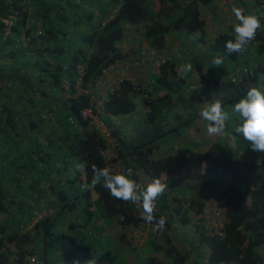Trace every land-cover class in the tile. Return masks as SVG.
Instances as JSON below:
<instances>
[{"label": "trees", "instance_id": "16d2710c", "mask_svg": "<svg viewBox=\"0 0 264 264\" xmlns=\"http://www.w3.org/2000/svg\"><path fill=\"white\" fill-rule=\"evenodd\" d=\"M216 1L0 0V148L11 145L4 146V152L0 149V264H57L48 246L59 225L62 249L56 248L55 256L71 260L83 253L84 264H121L110 258L113 238L135 256L150 254L140 256L141 264H165V259L171 264H264V157L259 167H252L248 153L253 151L248 143L240 144L244 140L235 131V150L227 146L205 151L188 139L177 148L160 145L165 136L180 135V127L190 129L208 104L219 100L223 108L233 106L252 87L262 86L264 92V18L246 50L229 55L225 44L235 40L238 22L230 23V7L225 11ZM232 1L239 6V0ZM196 32L199 38L191 39ZM139 39L172 57L165 58L144 89L123 82L108 94L103 114L130 115L134 98L141 95L148 123L132 138L121 127L104 124L121 165L133 171L131 179H160L167 190L186 186L191 195L187 206L176 196L170 201L162 196L155 216H166L165 229L141 247L125 237L126 226L145 223L133 216L134 204L115 199L102 184L90 187L92 166L106 167L100 155L104 143L86 130L79 113L98 96L94 84L101 70L126 60L130 44ZM216 55L224 61L219 68L212 63ZM178 62L203 70L197 79L190 75L195 85L185 87L177 75ZM27 129L35 137L28 143L19 138ZM40 129L54 135L57 131L59 143L52 144L46 134L43 138ZM49 144L56 147L58 159L46 148ZM82 162L86 177L77 168ZM73 164L76 174L70 180L66 175ZM17 176L25 177L24 184ZM213 189L219 192L213 194ZM209 197L224 202L221 236L199 219ZM59 219L64 224H58ZM98 220L101 224L92 231L97 234L86 230ZM105 224L117 231L106 237ZM157 253H163L162 258L152 255Z\"/></svg>", "mask_w": 264, "mask_h": 264}, {"label": "clouds", "instance_id": "9594fccd", "mask_svg": "<svg viewBox=\"0 0 264 264\" xmlns=\"http://www.w3.org/2000/svg\"><path fill=\"white\" fill-rule=\"evenodd\" d=\"M231 12L238 23L234 26L235 40H229L225 44V49L229 55L243 53L255 39L258 30L261 29L260 19L255 15L245 14L243 8L234 6ZM198 38V32L191 36L193 40ZM223 62V58L219 55H216L212 60L217 68ZM192 70L193 65L191 63L183 64L180 67L179 75L183 78ZM232 112L234 115H238L241 120L239 126L234 129L235 133L248 143L252 151L264 153V92L257 87L250 88L246 95L233 105ZM200 117L207 121L206 131L209 136L224 134L226 122L230 119L229 113L224 110L219 100L203 107L200 111ZM230 147L233 150L238 147L235 135L230 137ZM77 168L86 177L85 163L78 164ZM91 170L93 172L91 188L102 184L115 199L139 205L142 208L141 218L146 223L154 225V231H164L167 222L166 217L160 216L157 219L155 211L159 197L168 189L167 184L162 183L160 179H153L147 186H143L140 184L142 175L138 182L130 178L133 175L131 168L114 172L109 167L98 168L93 165ZM84 187L88 188L89 185L85 184ZM72 264H80V262L78 259H74ZM85 264H95V261L89 260Z\"/></svg>", "mask_w": 264, "mask_h": 264}, {"label": "built area", "instance_id": "2783aa9c", "mask_svg": "<svg viewBox=\"0 0 264 264\" xmlns=\"http://www.w3.org/2000/svg\"><path fill=\"white\" fill-rule=\"evenodd\" d=\"M129 49L126 60L115 61L101 70V74L94 84V90L98 96L90 106L81 109L79 112L83 121L87 122L86 130L95 132L102 139L104 148L100 149V155L105 160L106 167L113 169L114 172H120L125 168L117 158L111 132L100 119L108 94L117 90L123 82H131L134 88L144 89L149 82V77L158 74V69L166 62L165 58H167L147 45L144 39L133 42L130 44ZM248 156L253 162L252 167L256 168L260 166L264 153L253 151L248 153ZM257 161H260V163H257ZM151 181L152 179L143 176L140 179V184L147 186ZM224 212V202L218 198L209 197L205 201L199 219L211 233L221 236L226 221ZM153 228L154 226L146 222H138L136 225L130 224L126 226L125 237L133 246L136 244L143 245L152 239L155 234H160V232L154 231ZM30 261L33 263L34 259L32 258Z\"/></svg>", "mask_w": 264, "mask_h": 264}, {"label": "rangeland", "instance_id": "374dc122", "mask_svg": "<svg viewBox=\"0 0 264 264\" xmlns=\"http://www.w3.org/2000/svg\"><path fill=\"white\" fill-rule=\"evenodd\" d=\"M251 1H253V3H251ZM256 0H239V6L237 4H235L232 0H217L215 2V5H219V7L221 8H224L225 11H227V8L230 7V10L232 9V7L236 6V7H243L244 10H245V14H252V15H255L257 16L259 19L261 18H264V0H257L256 2H260L259 4L256 5L255 3ZM220 9V8H219ZM225 18L226 16L228 17L229 14H225L224 15ZM233 16L232 15V19L230 20V23L234 24L235 22V17L233 19ZM208 17V16H207ZM209 24H211V27H214L216 28L217 26L214 25L213 21L209 20ZM68 28V27H67ZM71 29H70V33H71ZM75 31H78V30H75ZM207 40L210 41L209 38H207ZM184 42V41H183ZM170 53L169 54H166L165 57H170ZM172 57V55H171ZM174 61L177 62L178 61V58H174ZM243 61V60H242ZM179 63V62H178ZM193 65V63H191ZM181 63H179V66H177L178 68V72H177V75L178 77L181 78V76L179 75V70H180V67H181ZM229 67V66H227ZM231 67V66H230ZM203 70H196V68L194 67L193 65V70L189 73H187L182 79H184L185 81V87L187 86H191V85H195V81L193 80L194 79V76H190L192 75V73L194 75H196V79L198 77H200V73H202ZM171 80H173V78H171ZM184 88V90L182 91L184 93V91H186L187 89ZM261 91H262V86L258 87ZM134 103H135V109L133 111L132 114L130 115H125V116H116V117H105L104 114L101 115V120L108 126V124H110L112 127H114L113 125L115 126H119L121 127L122 129V132L123 133H126L127 136H130L131 138L133 137L132 133L133 132H136L137 130L139 129H142L144 128L146 125L147 122V119H146V114H145V111H144V108H143V103H142V97L141 95H137L135 98H134ZM232 109H233V106H226L224 107V110L226 112L229 113L230 115V119L226 122V127L228 126V128H226V132L220 136H209L208 137V140H211L213 137H216L218 138V143H219V147H222L224 149L227 148V146H230V137L233 136V131L232 129L230 128H233L235 126V123L238 122V121H241L239 116L238 115H234L233 112H232ZM189 113H192V111H188ZM200 116L196 117V118H199ZM206 125H207V121L203 120L201 117L199 119H197L196 121H194V124L192 125V127L190 129L188 128H185L184 126L181 128L180 127V135H173L174 133L172 134H169L167 136H165L161 141H160V145L168 147L171 149V148H177L178 145H182V141H184V144H185V141L188 139V141H190V139H193V142H196V140L193 138L192 135H190L189 137H187V131H192L191 134L195 133L196 131H200V132H207L206 131ZM20 130V128L18 129V131ZM46 130V129H45ZM45 130H41L40 129V132H42V136L43 138H45V134H46V137L47 139H50L52 144L54 143H59L58 142V132L56 131V134H52L51 132H45ZM28 131V132H27ZM27 135H25V132H23L22 134H20V137L19 138H24L27 143L30 141V137L32 136L33 138H35L33 135L30 134V130L27 129ZM186 134V135H185ZM207 135V134H205ZM208 136V135H207ZM126 139L129 140V138L125 137ZM237 138V137H236ZM239 139V138H237ZM213 140V139H212ZM211 140V142H212ZM13 143L12 140H10L9 143ZM216 142V141H215ZM21 142L18 141V144L20 145ZM163 144V145H162ZM208 144V143H207ZM204 145V144H200V146H196L197 149H203V150H215L213 149L211 146L209 147V145ZM225 144V145H224ZM228 144V145H226ZM43 146L44 145H47V144H42ZM198 145V144H197ZM4 146H9V144L7 143L6 145L3 144V147H1L0 149L4 152ZM11 146V145H10ZM9 146V147H10ZM29 145H24V147H28ZM49 151H52V156L54 159H58V151H56V147H51L50 144L46 147ZM164 148V147H162ZM168 149V148H167ZM30 148H28V152L30 153V156H31V152L29 151ZM169 150V149H168ZM217 154H220V152L218 151ZM34 158V157H33ZM27 159V158H26ZM57 163V162H56ZM75 164L72 165V169H70L69 171H67V178L68 179H73L74 176H75ZM13 176V175H11ZM35 177V175H33ZM33 177V178H34ZM18 180H20L19 182L21 184H24L22 181L25 177L21 178L20 176L18 177ZM29 179H31V175L29 176ZM72 186L75 188L77 187V185L75 183H72ZM187 191V190H186ZM186 191H184L183 189H177V190H173V189H169L167 191L164 192V196L168 199L167 201H170V199L173 197V196H176L180 199L181 203L180 205L182 206H187L189 204V202L191 201V197H186ZM219 192V190L217 189H213V194L216 193V192ZM96 195V194H95ZM97 196V195H96ZM96 199V198H95ZM162 198L159 197L158 201H157V204H161L162 202ZM135 214L137 215V218H141L142 216V208L139 206V209H137L135 211ZM44 215V214H42ZM166 217V216H165ZM40 218V216L38 217H35L34 218V222ZM167 219V218H166ZM64 224V220L63 219H59L58 221V224ZM83 223V222H81ZM101 224V221L98 220L96 221V224L95 223H92L86 230L87 231H90L91 229V233H93V229L95 228V226H98ZM109 226L111 225H104L105 228H108ZM58 229H60L59 232L63 231L62 229V225H59L57 227ZM112 228V227H111ZM118 229V232H122L123 229L121 228H117ZM85 230V231H86ZM116 230V227L110 229L109 231V236H111V233L112 231ZM86 231V232H87ZM114 231V232H115ZM57 229L54 231V238H50L49 240L52 242L50 243V246H48V252H49V256L56 261L57 264H72L73 260L74 259H78L80 264H84L83 263V260H82V256H83V253H79L78 255H76L73 259L71 260H65V259H60L58 257L55 256L54 254V251H56L55 249H62V246L59 244V240H58V233ZM88 233V232H87ZM94 233L97 234V230H94ZM93 233V234H94ZM94 234V235H95ZM75 235L78 237L79 236V233L76 232ZM115 233H114V237H115ZM83 237V236H82ZM85 237V236H84ZM96 237H99V232H98V235ZM98 239V238H97ZM104 239V238H103ZM108 239V238H107ZM99 242H102L100 239H98ZM117 240H115V238H113V240H111L112 242V247L109 246V250L111 252V256L110 258L113 260H118V262H120L121 264H141L142 263V259L140 258V255H133L130 250L126 247L125 244H121L120 247L117 246V243H116ZM103 242L105 243V240H103ZM90 243V242H88ZM142 244L139 245V247H141ZM182 247V246H180ZM36 248H37V252L40 254V248L38 245H36ZM67 248V246H66ZM65 248V249H66ZM163 254V253H161ZM160 253H157V254H152V255H156L158 258H162V255ZM145 256H150V254H147ZM165 259V258H163ZM171 259H165V264H171Z\"/></svg>", "mask_w": 264, "mask_h": 264}, {"label": "crops", "instance_id": "0c3cea01", "mask_svg": "<svg viewBox=\"0 0 264 264\" xmlns=\"http://www.w3.org/2000/svg\"><path fill=\"white\" fill-rule=\"evenodd\" d=\"M234 2V1H233ZM235 3V2H234ZM238 5V4H237ZM227 24V23H226ZM221 28H223L224 30L226 29V27H221ZM192 133V131H189L188 132V134H187V136L189 137L190 135H192L193 136V138L196 140V142L195 143H197L198 145L197 146H200V144L202 145V144H204V145H206L207 143V145H209V147L211 146L213 149H215V150H217V149H220V145H219V143H218V138H216V137H213L211 140H212V142H211V140H208V137H209V135L207 134V132H200V131H196L195 133H193V134H191ZM205 134H207V135H205ZM216 141V142H215ZM190 143H193V139H190V141H189ZM245 143L247 144V142L246 141H242V140H240V144H243V145H245ZM203 150V149H202ZM205 151H207L206 149H205ZM226 153V152H225ZM186 187V186H185ZM185 187H183L184 189V191H186V189L187 188H185ZM164 195V194H163ZM162 195V196H163ZM162 196H161V198H162ZM186 197H191V195L189 194V192H188V190L186 191V196L184 197V198H186ZM95 198H97V196L95 195V194H93V199H95ZM168 200V199H167ZM159 205V204H158ZM158 207L159 206H157V210H158ZM137 209H139V205H133V208H132V213H133V216H135V217H137V215L135 214V211L137 210ZM42 214H44V215H46L47 213H42ZM40 215V217H42L43 215ZM109 229L108 228H106V237H108L109 236ZM140 256H142V257H146L144 254H140Z\"/></svg>", "mask_w": 264, "mask_h": 264}]
</instances>
